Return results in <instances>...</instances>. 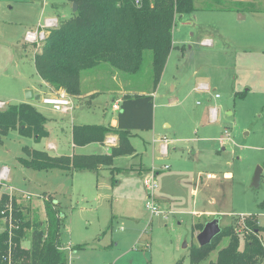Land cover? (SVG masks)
Masks as SVG:
<instances>
[{
	"label": "rangeland",
	"instance_id": "1",
	"mask_svg": "<svg viewBox=\"0 0 264 264\" xmlns=\"http://www.w3.org/2000/svg\"><path fill=\"white\" fill-rule=\"evenodd\" d=\"M73 13L68 0H0V100L16 103L13 98L26 85L40 89L41 97L48 94L38 86L33 64L41 45L25 43L23 37L48 16L59 23ZM204 39L212 44H203ZM200 84L209 90L199 89ZM81 86L98 91L80 99L68 95V112L28 100L48 118V137L36 142L16 130L0 136V173L7 169L0 174V194H13L25 219L42 226L46 202L60 212L61 247H71L64 249L66 264H190L200 224L218 218L220 227L232 223L237 232L250 214L257 217L264 245V206H259L264 201V0H194V10L176 19L156 86L150 50L144 51L137 73L101 63L81 72ZM139 92L153 96L155 128L129 137L138 153L113 160L123 170L111 173L101 166L71 174L18 163L23 146L53 153L46 143L58 142L65 150L71 123L104 124L116 116L111 110L116 98ZM162 138L168 139L167 156L160 153ZM88 149L102 150L98 145ZM164 165L168 168L156 176L154 190L162 213L151 215L142 179ZM141 167L146 171L137 170ZM258 168L260 182L254 187ZM227 241L223 238L207 261L215 260ZM29 243L27 234L21 246Z\"/></svg>",
	"mask_w": 264,
	"mask_h": 264
},
{
	"label": "trees",
	"instance_id": "2",
	"mask_svg": "<svg viewBox=\"0 0 264 264\" xmlns=\"http://www.w3.org/2000/svg\"><path fill=\"white\" fill-rule=\"evenodd\" d=\"M135 1L68 0L70 4H76L73 15L49 29L40 49L33 55L36 74L48 84L51 93L63 90L69 96L80 95L81 72L101 66V63L122 73H137L145 50L151 51L152 80L154 86L158 84L172 48L176 19L194 10V0ZM239 96L243 94L239 93ZM46 121L45 115L28 102L9 104L0 109V136L16 130L21 136L39 142L48 136ZM152 128L153 96L125 93L119 101L116 126H72L71 140L78 146L102 144L107 137L115 136L116 143L109 146L108 153L52 155L45 150L23 146L17 160L22 166L37 170L60 169L72 174L108 166L113 173L123 170L113 165L115 157L135 152L129 141L130 132ZM7 199L8 193L2 192L0 211ZM12 205L15 225L10 239L7 229L0 231V264H66L67 252L61 248L60 241V212L46 202L47 218L42 226L40 221L32 223L25 219L14 197ZM259 206H264V201ZM202 227L200 224L199 230ZM220 228L209 244L191 246L190 264L205 263L223 238L228 240L226 245L217 251L215 260H208L206 264H264V245L256 215H246L242 229L237 232L232 223ZM238 232L243 233L242 237ZM27 234L30 243L28 248H23L21 241ZM72 248L78 249L80 245Z\"/></svg>",
	"mask_w": 264,
	"mask_h": 264
},
{
	"label": "built area",
	"instance_id": "3",
	"mask_svg": "<svg viewBox=\"0 0 264 264\" xmlns=\"http://www.w3.org/2000/svg\"><path fill=\"white\" fill-rule=\"evenodd\" d=\"M135 2L138 3V0H136ZM57 25L58 24H57L56 18H46L43 25H38V29L26 31L23 37V41L29 44L41 45L46 35L48 34V30L53 27H56ZM202 43L205 45H209L210 41L208 39H205L202 41ZM198 88L201 90H206V91L209 90V87L207 84H200ZM214 97L218 98V94H214ZM40 100L43 104L49 105L54 111H57V112L69 111L72 108L68 95L63 90L57 91L53 93L52 95L42 97ZM2 106L3 105L0 102V107ZM112 108L114 110H117L119 108V101L114 102L112 105ZM210 113L212 115V119H215L216 109L211 108ZM106 141L108 143H111V142L114 143L115 138L113 136H109L107 137ZM48 147L51 148V144H49ZM167 147H168V140L166 138H163V141L160 143L159 148H160V153L164 156L167 155ZM167 168H168V165L163 166V169H167ZM0 174L1 176H3V174H7V169L2 167ZM156 175H157L156 170L150 171L142 179L143 185L147 193L145 208L150 212L151 215H154V214L157 215V214L162 213V211L159 209V207L154 202L155 200L154 190L157 188ZM12 196L13 194L11 193L8 194L7 202L5 203L4 208L0 211V214L2 216L1 219L3 220V224L0 225V231L7 229V231L9 232V239L12 235V229L15 225L14 223L15 218L13 217V205H12L13 197ZM64 249L70 250L71 247L66 246L64 247ZM9 254H10V251H9Z\"/></svg>",
	"mask_w": 264,
	"mask_h": 264
},
{
	"label": "crops",
	"instance_id": "4",
	"mask_svg": "<svg viewBox=\"0 0 264 264\" xmlns=\"http://www.w3.org/2000/svg\"><path fill=\"white\" fill-rule=\"evenodd\" d=\"M236 1H247V0H236ZM70 4V3H69ZM71 5V4H70ZM259 11V10H258ZM257 13V12H256ZM246 16V14H244V15H240V17L241 18H244ZM46 18H56L57 19V24H58V18L56 17V16H48V17H46ZM205 40V39H204ZM203 41V40H202ZM210 41V44L209 45H211L212 44V42H211V40H209ZM40 79V78H39ZM38 86L39 87H41V88H43L46 92H48V94H46L45 96H48V95H51L52 93H51V88L50 87H48V84L47 83H45L44 81H42L41 79H40V82H38ZM199 87V86H198ZM28 88H30V89H32L33 90V93L34 94H39L40 95V89H35V86H31V85H26V86H23V87H21L20 88V90H19V93L17 92V97L16 98H13V99H15V101H17L16 103H21V102H28V103H30V104H32L33 106H35L34 105V103H33V101L32 102H30V101H28V100H26L25 99V97H24V95H23V93H24V91L26 90V89H28ZM85 90H83V88H82V86H81V89H80V95H78V96H71L72 98H76V99H80V98H84L85 96H88V95H90V96H93L95 93H97V91L98 90H96V88L95 87H92V86H89L88 88H84ZM139 93H144L145 94V92H139ZM40 98H42L41 96H40ZM120 98L121 97H119V98H116V99H118V100H114L113 101V103L114 102H116V101H120ZM0 102L2 103V105L3 106H5L8 102H5V101H2V100H0ZM16 103H12V104H16ZM113 103H112V105H113ZM10 103H8V105H9ZM43 104V103H42ZM45 105V104H44ZM73 106H77V103L75 102L74 103V105ZM36 107V106H35ZM37 108V107H36ZM111 110L112 111H114L115 113H116V116L115 117H112L109 121H107L106 123H104V124H110L111 126H116V124H117V112H118V109L117 110H114L113 108H112V106H111ZM64 112H68V111H64ZM46 117V116H45ZM211 117H212V115H211ZM47 118V117H46ZM215 119H216V117H215ZM215 119H213V120H215ZM47 120H48V118H47ZM46 124V123H45ZM72 126H73V124L71 123V125H70V128H69V140H68V146L66 147V149L64 150V148L62 147V145L60 144V143H58V142H48V143H46V146H45V148H47L48 150H50V151H52L53 153H50L49 151H47L49 154H52V155H72V154H76V153H80V154H92V153H108V151H109V146H110V143H108L107 141H105L104 143H91V144H87V145H84V146H78V145H75V144H73V142H72V140H71V131H72ZM154 128H155V118H154V112H153V128L151 129L152 131L154 130ZM47 129V128H46ZM47 131H48V129H47ZM141 131H146V130H132L131 132H130V134H129V137L131 136V135H135V136H138V137H141L142 135H141ZM48 135H49V131H48ZM46 137H48V136H46ZM114 138H116L115 136H113ZM45 138V137H44ZM163 139V138H162ZM167 139V138H166ZM161 140V139H160ZM168 140V139H167ZM49 144H51V148H49L48 146H49ZM94 145H98V146H101V148H102V150L101 151H99V152H94L93 150H89L88 148H89V146H94ZM132 146L134 147V149H135V152L134 153H138V152H136V148H135V146L132 144ZM38 149V148H37ZM41 150H43V149H41ZM46 151V150H45ZM67 151V153H65ZM62 152V153H61ZM65 153V154H64ZM167 155H168V151H167ZM166 155V156H167ZM117 157H119V156H117ZM117 157H115L114 158V160L115 159H117ZM116 167H118V166H116ZM128 166H126V169L128 170L129 168H127ZM137 170H139V171H142V172H144V171H146V168H144V167H141L140 169H137ZM162 170H164L163 168L162 169H157L156 170V172H157V175H158V173L160 172V171H162ZM156 175V176H157ZM17 196V195H16ZM157 200H158V198L157 197H155Z\"/></svg>",
	"mask_w": 264,
	"mask_h": 264
},
{
	"label": "water",
	"instance_id": "5",
	"mask_svg": "<svg viewBox=\"0 0 264 264\" xmlns=\"http://www.w3.org/2000/svg\"><path fill=\"white\" fill-rule=\"evenodd\" d=\"M72 7V11L76 10V4L72 3L71 4ZM24 95H25V99L26 100H40V95L39 94H34L33 90L28 88L24 91ZM260 173H261V169L258 168L254 175H253V179H252V185L254 187H258L259 186V182H260ZM220 226L218 223V218H214L210 221H207L202 229L197 233V242L199 246H204L206 244H209L211 242V240L220 232Z\"/></svg>",
	"mask_w": 264,
	"mask_h": 264
}]
</instances>
